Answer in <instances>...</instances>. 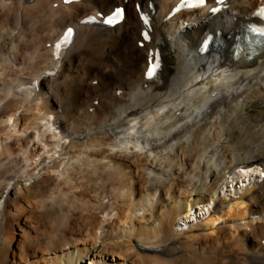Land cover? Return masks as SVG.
Wrapping results in <instances>:
<instances>
[{
	"label": "bare ground",
	"instance_id": "bare-ground-1",
	"mask_svg": "<svg viewBox=\"0 0 264 264\" xmlns=\"http://www.w3.org/2000/svg\"><path fill=\"white\" fill-rule=\"evenodd\" d=\"M178 1L0 0V264H264V178L218 195L264 172V49L231 57L264 0Z\"/></svg>",
	"mask_w": 264,
	"mask_h": 264
},
{
	"label": "rangeland",
	"instance_id": "rangeland-1",
	"mask_svg": "<svg viewBox=\"0 0 264 264\" xmlns=\"http://www.w3.org/2000/svg\"><path fill=\"white\" fill-rule=\"evenodd\" d=\"M264 178V172H261L259 173L257 176H255L254 178L251 179L252 182H246L245 185L243 184L242 186H250L251 184H254L255 182H260L262 179ZM240 186V187H242ZM240 187H230V191L227 187H225V184L219 189L218 191V195H219V198H225L226 199H229V198H235L237 197V193L236 191L240 188ZM233 189V190H232ZM207 204H198L196 205L195 207H198V206H205ZM213 211V207H211L209 210L207 209L206 207V210L204 211V213H198V215L196 216V218L194 219H184L183 222H179V226L178 228L179 229H183L184 231L186 230L187 232H197V231H200L203 227L202 226H206L207 224V221L211 215ZM204 219V220H203ZM187 221V222H186ZM183 223V224H182ZM206 223V224H204ZM183 225V226H182ZM190 227V228H189ZM199 227V228H198ZM189 228V229H188Z\"/></svg>",
	"mask_w": 264,
	"mask_h": 264
},
{
	"label": "snow or ice",
	"instance_id": "snow-or-ice-1",
	"mask_svg": "<svg viewBox=\"0 0 264 264\" xmlns=\"http://www.w3.org/2000/svg\"><path fill=\"white\" fill-rule=\"evenodd\" d=\"M154 70H155V69L153 68V71H154ZM151 74H152V72L149 73V75H151Z\"/></svg>",
	"mask_w": 264,
	"mask_h": 264
}]
</instances>
